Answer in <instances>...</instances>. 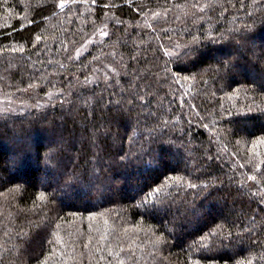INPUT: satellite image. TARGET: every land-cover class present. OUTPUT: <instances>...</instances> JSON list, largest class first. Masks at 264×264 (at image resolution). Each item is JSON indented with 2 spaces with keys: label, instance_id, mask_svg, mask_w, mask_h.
<instances>
[{
  "label": "trees",
  "instance_id": "16d2710c",
  "mask_svg": "<svg viewBox=\"0 0 264 264\" xmlns=\"http://www.w3.org/2000/svg\"><path fill=\"white\" fill-rule=\"evenodd\" d=\"M263 186L264 0H0V264H264Z\"/></svg>",
  "mask_w": 264,
  "mask_h": 264
},
{
  "label": "rangeland",
  "instance_id": "374dc122",
  "mask_svg": "<svg viewBox=\"0 0 264 264\" xmlns=\"http://www.w3.org/2000/svg\"><path fill=\"white\" fill-rule=\"evenodd\" d=\"M93 189H94V193H95V194H99V193H101V192L104 191V189H99V188H97V187H94ZM176 216H177V215H176ZM176 216L173 215V214H171V215H169L168 218H169L170 221H173V220L175 219Z\"/></svg>",
  "mask_w": 264,
  "mask_h": 264
},
{
  "label": "bare ground",
  "instance_id": "6f19581e",
  "mask_svg": "<svg viewBox=\"0 0 264 264\" xmlns=\"http://www.w3.org/2000/svg\"><path fill=\"white\" fill-rule=\"evenodd\" d=\"M11 46V45H10ZM48 48V47H47ZM49 49V48H48ZM49 51V50H48ZM11 52V51H10ZM7 54V53H6ZM8 55V54H7ZM60 58V57H59ZM43 64V63H42ZM35 65V64H34ZM47 68V67H46ZM50 69V68H49ZM57 73V71H56ZM64 74V73H63ZM36 143V142H35ZM178 152V151H177ZM11 155V154H10ZM49 172V171H48ZM264 187V186H263ZM40 260V259H39Z\"/></svg>",
  "mask_w": 264,
  "mask_h": 264
},
{
  "label": "snow or ice",
  "instance_id": "6c2138e0",
  "mask_svg": "<svg viewBox=\"0 0 264 264\" xmlns=\"http://www.w3.org/2000/svg\"><path fill=\"white\" fill-rule=\"evenodd\" d=\"M61 7H63V5H61ZM104 35H107V33H104ZM150 195V194H149ZM41 198H43V197H41Z\"/></svg>",
  "mask_w": 264,
  "mask_h": 264
}]
</instances>
